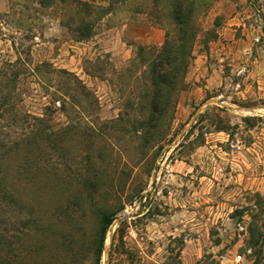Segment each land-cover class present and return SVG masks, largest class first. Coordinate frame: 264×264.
<instances>
[{
    "label": "rangeland",
    "instance_id": "1",
    "mask_svg": "<svg viewBox=\"0 0 264 264\" xmlns=\"http://www.w3.org/2000/svg\"><path fill=\"white\" fill-rule=\"evenodd\" d=\"M27 7L0 0V97L11 98L0 142L27 115L54 137L30 160L35 182L16 179L18 202H0V264H94L105 211L115 215L99 264H264V0H205L185 90L154 148L137 100L166 29L122 10L76 42L58 11ZM226 28L238 41L222 49ZM7 164L14 182L29 168Z\"/></svg>",
    "mask_w": 264,
    "mask_h": 264
},
{
    "label": "trees",
    "instance_id": "2",
    "mask_svg": "<svg viewBox=\"0 0 264 264\" xmlns=\"http://www.w3.org/2000/svg\"><path fill=\"white\" fill-rule=\"evenodd\" d=\"M95 0H9L13 10L22 5L27 9V4L34 6L33 13L40 9L51 8L60 13V25L71 32L72 40L82 42L94 35L100 22L105 17L115 15L116 12L125 10L128 16L144 14L152 22L158 23L165 30L163 44L154 58L149 61V85L151 91H145L137 101L146 100L150 114L144 121H138L139 127L146 129L141 137L144 144L149 143L152 148L158 146L167 137L163 131L168 128L174 119V109L180 94L185 90L186 77L192 66L193 52L199 33L197 28L198 13L204 6L205 0H146L140 3L143 8L134 3L136 0H103L106 5L94 4ZM143 4V5H142ZM145 6V7H144ZM217 33H215V37ZM45 65L34 68L36 72ZM66 80L69 74L60 70ZM80 94L92 98V93L78 79H73ZM66 89L62 96L71 97ZM74 90V91H75ZM94 98V97H93ZM11 98L8 94L0 97V119L10 105ZM25 127L19 137L10 145L0 142V202L17 203L19 200L16 179L24 182H35L30 160H33L42 145L50 143L54 134L44 119L25 116L22 117ZM248 119V118H247ZM134 121V120H133ZM136 122V120H135ZM222 130L223 126L216 127ZM15 156L23 157L28 170L18 168L15 182L8 178V159ZM26 168V167H25ZM21 201V198H20ZM114 212L105 211L97 215L98 227L93 250L94 264H99L103 252L106 232L114 220Z\"/></svg>",
    "mask_w": 264,
    "mask_h": 264
},
{
    "label": "crops",
    "instance_id": "3",
    "mask_svg": "<svg viewBox=\"0 0 264 264\" xmlns=\"http://www.w3.org/2000/svg\"><path fill=\"white\" fill-rule=\"evenodd\" d=\"M219 13H217V15H218ZM216 15V16H217ZM229 19H231V16L229 15L228 16V20ZM130 27H132V26H130ZM235 32H236V29H228V28H226V29H224V31H223V33L221 32L219 35H218V40H217V44L219 45V46H221V48L223 49H225L226 47H229L230 45H232V44H234V43H236V41H238V40H236V37H235ZM240 40V39H239ZM106 52H109V51H106ZM127 53H128V51H127ZM127 53H126V55H127ZM225 55H226V57H229L230 55L228 54V53H224ZM225 59V57H222L221 56V54H220V58H219V60H224ZM212 61V60H211ZM216 73H217V71H215ZM211 80H212V73H209L208 74V79L206 80L208 83L209 82H211Z\"/></svg>",
    "mask_w": 264,
    "mask_h": 264
},
{
    "label": "bare ground",
    "instance_id": "4",
    "mask_svg": "<svg viewBox=\"0 0 264 264\" xmlns=\"http://www.w3.org/2000/svg\"><path fill=\"white\" fill-rule=\"evenodd\" d=\"M113 226V224L110 226V228ZM108 248V237H106V240L104 241V255L102 257V260L105 262L106 252Z\"/></svg>",
    "mask_w": 264,
    "mask_h": 264
},
{
    "label": "water",
    "instance_id": "5",
    "mask_svg": "<svg viewBox=\"0 0 264 264\" xmlns=\"http://www.w3.org/2000/svg\"><path fill=\"white\" fill-rule=\"evenodd\" d=\"M112 224V223H111Z\"/></svg>",
    "mask_w": 264,
    "mask_h": 264
}]
</instances>
